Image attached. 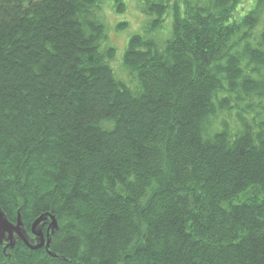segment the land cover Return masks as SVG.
Wrapping results in <instances>:
<instances>
[{"label":"trees","instance_id":"1","mask_svg":"<svg viewBox=\"0 0 264 264\" xmlns=\"http://www.w3.org/2000/svg\"><path fill=\"white\" fill-rule=\"evenodd\" d=\"M141 1L130 89L102 0H0V209L58 226L0 264H264V0Z\"/></svg>","mask_w":264,"mask_h":264},{"label":"rangeland","instance_id":"2","mask_svg":"<svg viewBox=\"0 0 264 264\" xmlns=\"http://www.w3.org/2000/svg\"><path fill=\"white\" fill-rule=\"evenodd\" d=\"M125 6L123 13H116L113 0H102L101 10L99 16L106 27V43L102 45L111 47L115 50V56L110 66L114 72L116 79L123 82L128 88L134 89L135 82L130 77L128 72L123 67L122 59L123 54L127 48L129 39L132 36H143L146 31L148 22L152 17L147 16L141 12V0H122ZM256 0H242L240 7L250 11L255 6ZM169 20L165 23V28H169ZM120 27V28H118ZM164 33V32H163ZM165 34V33H164ZM162 34L161 38L165 37ZM134 84V85H133ZM46 227L43 228L45 234ZM28 233V232H27ZM28 238L31 242H34L32 235L28 233ZM7 240L8 235L4 236ZM6 245V242L4 241Z\"/></svg>","mask_w":264,"mask_h":264},{"label":"water","instance_id":"3","mask_svg":"<svg viewBox=\"0 0 264 264\" xmlns=\"http://www.w3.org/2000/svg\"><path fill=\"white\" fill-rule=\"evenodd\" d=\"M45 227L46 231L44 234L43 228ZM57 229L58 226L55 218L50 214H43L30 227L29 234L32 235V240H34V242H31L28 239L30 237L23 226L20 214L18 213L15 223H10L0 209V244L3 246L4 252L11 251L17 242H22L30 250L44 248L51 257L56 258V255L52 254L49 248L51 237ZM5 235H8L7 240L4 237Z\"/></svg>","mask_w":264,"mask_h":264}]
</instances>
